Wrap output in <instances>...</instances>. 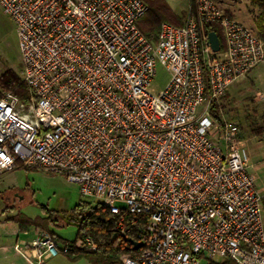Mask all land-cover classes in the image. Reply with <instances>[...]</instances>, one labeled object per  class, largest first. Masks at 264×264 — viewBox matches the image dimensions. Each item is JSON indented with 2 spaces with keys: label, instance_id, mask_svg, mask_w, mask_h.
<instances>
[{
  "label": "built area",
  "instance_id": "obj_1",
  "mask_svg": "<svg viewBox=\"0 0 264 264\" xmlns=\"http://www.w3.org/2000/svg\"><path fill=\"white\" fill-rule=\"evenodd\" d=\"M192 2L185 26L163 23L152 43L138 27L142 0H0L31 90L28 104L12 93L0 100V174L21 162L64 176L87 200L147 216L142 252L116 264H264L263 196L242 130L227 120L220 128L211 112L264 66V40L217 0ZM210 24L222 28L223 52L211 48ZM158 63L170 80L155 94ZM14 249L46 264L97 246L39 230Z\"/></svg>",
  "mask_w": 264,
  "mask_h": 264
},
{
  "label": "rangeland",
  "instance_id": "obj_2",
  "mask_svg": "<svg viewBox=\"0 0 264 264\" xmlns=\"http://www.w3.org/2000/svg\"><path fill=\"white\" fill-rule=\"evenodd\" d=\"M217 1L224 12L229 10L233 19L257 33L255 20L259 10L251 0ZM153 3L152 13L141 19L146 29L151 28V23H156L154 18L176 25L174 24L175 19L186 17L189 0H156ZM145 20L147 24L144 23ZM20 68L23 67L17 26L0 6V76L7 70L18 72ZM169 80L170 75L166 66L158 63L151 86L153 93L162 92ZM258 92L264 96V66L256 68L246 79L231 86L228 90V100L221 101L226 106L225 119L229 123H237L240 126L241 138L252 141L262 139L261 144L258 145L264 149L263 135L251 134L252 128L245 119L247 115L253 114L255 108L258 109V117L264 113V101L258 99L256 96ZM245 140L250 158L249 146ZM0 201L2 205H5L2 206L3 210L13 207V211L11 210V212L15 211L13 215L49 222L47 227L57 237L72 241L76 237L77 228L74 225H67L65 218L71 216L81 202L91 200L85 199L78 185L68 182L62 175L49 174L35 169H15L4 175L0 185ZM115 208H125V204L116 202ZM50 220L57 222L51 223Z\"/></svg>",
  "mask_w": 264,
  "mask_h": 264
},
{
  "label": "trees",
  "instance_id": "obj_3",
  "mask_svg": "<svg viewBox=\"0 0 264 264\" xmlns=\"http://www.w3.org/2000/svg\"><path fill=\"white\" fill-rule=\"evenodd\" d=\"M142 1L148 6V12L146 13V15L152 13V5L156 0ZM251 2L259 10V13L255 20V30L259 37L264 40V0H251ZM190 4L192 5V7H194L192 0H190ZM225 14L233 18L229 10H225ZM141 19L138 21L139 29L148 38L149 41H151L152 43H156L158 40V34L161 25L166 22L162 21V19L154 18L156 23H151V28L146 29L141 23ZM186 20L187 17L179 20L175 19L174 24L176 25L173 26L182 28L183 26H185ZM144 23L147 24L148 22H146L145 20ZM205 29L207 33L215 32L218 35L221 43V52H223L226 48V42L222 28L217 24H210L206 25ZM7 93L14 94L22 103L28 104L30 102L31 90L24 81L23 68H20L18 72L15 70H7L0 76V100ZM228 98L229 95L227 92L222 100H228ZM225 111L226 106L222 101H220L219 103L213 102L211 106V112L220 128L224 127V121L226 120L224 117L226 115ZM258 114V109L255 108L252 115H247L245 117L246 122H248L252 128L251 134L255 136L264 135V113L259 117ZM16 169L32 170L27 168L21 162H17ZM10 219L11 221L17 223L21 230L36 228L49 233L55 240L60 243L73 244L77 240L90 237L93 240L94 244L97 246V251H73L66 256L72 261L86 259L91 264H116L126 258H134L139 255L144 247L135 249L131 242H129V240L138 243V235L142 232V229L148 221L147 216L135 217L128 215L124 210H112L103 203L84 201L77 206L71 216L65 218L67 225H74L77 228L75 239L73 241H66L57 237L52 231L49 230V228L47 227V223L49 222H43V220L38 219L33 220L18 215ZM122 219L124 220L123 224L125 228L130 232L128 235L122 234L118 229V224ZM50 222L55 223L57 221L50 220ZM217 264L237 263L231 260H223L221 262H218Z\"/></svg>",
  "mask_w": 264,
  "mask_h": 264
},
{
  "label": "crops",
  "instance_id": "obj_4",
  "mask_svg": "<svg viewBox=\"0 0 264 264\" xmlns=\"http://www.w3.org/2000/svg\"><path fill=\"white\" fill-rule=\"evenodd\" d=\"M189 7H190V0H189L186 17L188 15ZM245 141H247L248 143L249 146L248 148L250 152L248 171L254 177L256 188L259 190V192L261 193L264 199V149L260 145H258L259 143L261 144L262 139H259L260 142L257 141V139H256L257 142L252 141L251 139H247ZM4 175L5 173L0 174V185L1 182H3ZM263 199H262V207H263V220H264ZM2 206L4 207L5 205H2L0 201V264H28L20 255H18L15 252L14 248L15 246L29 247L32 244L33 240L36 238V234L39 232V229L28 228L21 230L19 225L11 221L10 219L16 216L12 214L15 211L11 212L13 207H7L6 209L3 210ZM46 264H91V263L86 259L72 261L67 256L61 255L48 260Z\"/></svg>",
  "mask_w": 264,
  "mask_h": 264
},
{
  "label": "water",
  "instance_id": "obj_5",
  "mask_svg": "<svg viewBox=\"0 0 264 264\" xmlns=\"http://www.w3.org/2000/svg\"><path fill=\"white\" fill-rule=\"evenodd\" d=\"M208 38H209V42H210L213 52L215 53L219 52L221 50V43H220L218 35L215 32H210L208 34ZM129 242H131V244L133 245L135 249L141 247V244L137 242H133L131 240H129Z\"/></svg>",
  "mask_w": 264,
  "mask_h": 264
}]
</instances>
